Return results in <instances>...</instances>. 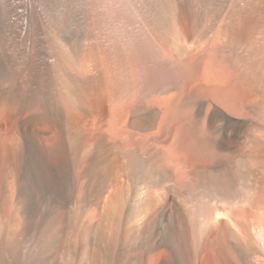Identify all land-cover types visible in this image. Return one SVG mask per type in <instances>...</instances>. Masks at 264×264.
<instances>
[{"label": "bare ground", "instance_id": "obj_1", "mask_svg": "<svg viewBox=\"0 0 264 264\" xmlns=\"http://www.w3.org/2000/svg\"><path fill=\"white\" fill-rule=\"evenodd\" d=\"M0 264H264V0H0Z\"/></svg>", "mask_w": 264, "mask_h": 264}]
</instances>
